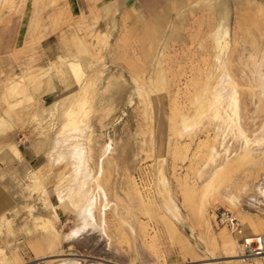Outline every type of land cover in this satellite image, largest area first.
<instances>
[{
  "label": "rangeland",
  "instance_id": "374dc122",
  "mask_svg": "<svg viewBox=\"0 0 264 264\" xmlns=\"http://www.w3.org/2000/svg\"><path fill=\"white\" fill-rule=\"evenodd\" d=\"M217 35L237 102L184 135ZM0 50V264H246L214 211L264 228V0H0Z\"/></svg>",
  "mask_w": 264,
  "mask_h": 264
},
{
  "label": "bare ground",
  "instance_id": "6f19581e",
  "mask_svg": "<svg viewBox=\"0 0 264 264\" xmlns=\"http://www.w3.org/2000/svg\"><path fill=\"white\" fill-rule=\"evenodd\" d=\"M216 49H215V51L217 50V55H216V62H215V64L214 65H211V69H210V73H208L209 74V78H211V79H217V82H218V84L215 86V84L217 83V82H215L214 83V86H211L210 85V89H209V86H207L208 85V83H204L205 85H206V89L207 90H205V94L204 95H202L201 97H200V100H198V104H197V108L198 109H196L197 110V117H199V120L197 119V121L196 122H194L193 120L194 119H191L190 121L189 120H187L186 119V122H184V127H183V129H182V131L181 132H185V133H183L184 135L186 134V132H189V131H191L196 125H199V123L202 121V119H203V117H205L206 115H207V113L208 112H212L213 111V108H215V106L217 105V104H215V102H217L216 101V99L218 100V99H220L219 97L220 96H223V100L225 99V98H228L229 100H231V102H235L233 105H235L236 104V102H237V93H239V92H236V90H235V85H233L232 84V79L230 78V75L228 74L229 72H227L228 70L226 69V61L227 60H225V56H226V54H225V50L227 49V47H228V45H227V41H226V38L224 37V38H222L221 36H219V35H217L216 37ZM263 58H264V56H263ZM252 59V58H251ZM214 60V59H213ZM254 60H257V56H255L254 55ZM263 61V60H262ZM261 64H263V63H261ZM71 67H72V70H73V75H74V77H75V79H76V81L77 82H79L80 81V79H81V77L83 76V70H82V68L80 67V65L78 64V63H76V62H71ZM257 68V67H256ZM255 69V68H254ZM259 71V73L261 74V73H264L261 69H259L258 70ZM207 72H209V71H207ZM207 73H206V75H208ZM255 74V73H254ZM258 74V73H257ZM256 74V75H257ZM215 75H217L218 77H215ZM208 77L206 78V81L209 79ZM257 79V78H256ZM263 79H264V77H263ZM262 79V80H263ZM60 80L63 82V83H65V84H67L68 83V81H67V79H66V77H65V75L63 74V73H61V71H60ZM258 80V79H257ZM214 82V81H213ZM230 83H231V85H230ZM69 84V83H68ZM263 84V83H262ZM259 85V84H258ZM205 87V86H204ZM203 87V88H204ZM213 87H215V90H213L212 91V88ZM237 87V86H236ZM214 89V88H213ZM263 89V88H262ZM211 91H212V94H209V93H211ZM202 92H204V89L202 90ZM201 92V93H202ZM261 93H263V91L261 92ZM239 95V94H238ZM263 95V94H262ZM199 99V98H198ZM238 99H239V97H238ZM149 101V100H148ZM222 102V101H221ZM229 102V101H228ZM218 103L220 104V101L218 100ZM225 103H226V99H225ZM213 104H214V106H213ZM227 104V103H226ZM231 103L229 102V105H230ZM228 105V106H229ZM232 105V104H231ZM219 106V105H218ZM223 106V105H222ZM224 107V106H223ZM232 107V106H231ZM226 108V107H225ZM224 108V109H225ZM230 108V107H229ZM238 108H239V106H238ZM237 108V109H238ZM228 109V108H227ZM226 109V110H227ZM233 109H234V106H233ZM222 110V109H221ZM231 111H232V109H231ZM237 111L238 110H236V112H235V110H234V112L233 113H237ZM220 112V111H219ZM224 112H225V110H224ZM228 112V111H227ZM218 114V113H217ZM237 114H239V113H237ZM216 115V114H215ZM219 115V114H218ZM217 115V116H218ZM225 115V114H224ZM223 115V116H224ZM229 115H231L230 113H229ZM233 115V114H232ZM214 116V115H213ZM223 116H222V118H223ZM209 117V116H208ZM220 117V116H219ZM195 118V117H194ZM221 118V117H220ZM219 118V119H220ZM227 118V117H226ZM208 119V118H207ZM209 119H211L210 117H209ZM214 119V118H213ZM237 119V118H236ZM222 120H224V119H222ZM227 120H229V118L227 119ZM231 120V119H230ZM235 120V119H234ZM79 121H81V120H79ZM77 122L76 124H74L73 126H72V128H76V127H79L80 126V123H82V122ZM208 121V120H207ZM220 121V120H219ZM218 121V122H219ZM232 121V120H231ZM238 121V120H237ZM237 121L235 122V123H237ZM194 122V123H193ZM71 123H73V121L71 120ZM202 123V122H201ZM209 123V122H208ZM215 123H217V122H215ZM221 123H223V122H221ZM219 124L220 125V127H223V126H221V125H223V124ZM229 123V122H228ZM232 123V122H231ZM203 124V123H202ZM211 123H209V125H210ZM224 124H225V122H224ZM226 124H227V122H226ZM233 124V123H232ZM231 124V125H232ZM82 125V124H81ZM219 125H217V126H219ZM216 126V127H217ZM229 126H230V123H229ZM66 127V126H65ZM197 127V126H196ZM195 127V128H196ZM233 127V126H232ZM239 127V126H238ZM218 128V127H217ZM216 128V129H217ZM227 128V127H226ZM235 128V127H234ZM219 129V128H218ZM236 129V128H235ZM239 129V128H238ZM232 130V129H231ZM264 130V129H263ZM218 131V130H217ZM224 131V130H223ZM222 131V132H223ZM192 132V131H191ZM225 132H227V131H225ZM264 132V131H263ZM217 133V132H216ZM221 133V132H220ZM182 134V133H181ZM224 134V133H223ZM235 134H237V133H235ZM234 134V135H235ZM189 135V134H188ZM228 135H229V133H228ZM240 135V134H239ZM222 137V136H221ZM220 137V138H221ZM225 137V136H224ZM243 137H244V135H243ZM247 137V136H246ZM245 138V137H244ZM247 139H248V137H247ZM224 140V139H223ZM246 140V139H245ZM225 142V141H224ZM251 143V141H249V144ZM83 144V143H82ZM246 144V143H245ZM249 144H248V146H249ZM79 145H81V144H79ZM251 145V144H250ZM76 146H78L77 144H76ZM164 147V146H163ZM83 150V149H82ZM227 151V150H226ZM225 151V152H226ZM215 157V156H214ZM211 158H213V157H211ZM214 159V158H213ZM213 159H212V161H213ZM214 162V161H213ZM96 179H98V177L96 178ZM84 184H85V182H83L82 183V186H84ZM99 188V187H98ZM98 190V189H97ZM101 190V189H100ZM96 193L97 192H95L94 194L96 195ZM94 196V195H93ZM227 198H228V200H230V201H232V202H235L234 200L236 199L235 198V196H227ZM81 199V197H80V194L78 195V197H76V200H80ZM81 200H84L85 202L86 201H90V207H89V205H88V208H90L91 209V211H92V206H93V204H94V199H93V197L92 196H85L83 199H81ZM87 203V202H86ZM89 203V202H88ZM78 206L77 207H82L83 206V202L81 203V204H78V202L76 203ZM75 207H76V205H75ZM87 207V206H86ZM86 207H84L85 208V211H86ZM83 208V207H82ZM81 211V213L82 212H84V214H86V212L84 211V210H80ZM233 212V211H232ZM234 213V212H233ZM89 214V213H88ZM235 214V213H234ZM85 216V215H84ZM235 216H237L236 214H235ZM239 219V218H238ZM240 220V219H239ZM251 220L250 219H248V218H246V222H247V224H248V226L249 227H251V229H252V234H259V233H264V228H262V227H257L255 224H253V223H251L250 222ZM46 223V222H45ZM242 223V222H241ZM243 225V224H242ZM226 227V226H225ZM230 231V230H229ZM231 232V231H230ZM232 233V232H231ZM227 234H225V237L228 239V237L226 236ZM240 240L238 239V238H236V239H230V242L228 243V246L230 247V249L232 250V251H230V252H233L234 253V257L235 258H238V255H239V253H240V251H241V244H240V242H239ZM237 249V250H236ZM246 264H264V261L263 260H261V259H259L258 257H252L250 260H248V261H246L245 262ZM70 264V263H69Z\"/></svg>",
  "mask_w": 264,
  "mask_h": 264
},
{
  "label": "built area",
  "instance_id": "2783aa9c",
  "mask_svg": "<svg viewBox=\"0 0 264 264\" xmlns=\"http://www.w3.org/2000/svg\"><path fill=\"white\" fill-rule=\"evenodd\" d=\"M216 222L224 224L232 233L239 237L241 251L238 260L245 263L252 257H258L264 261V233L252 234L245 232L241 221L235 214L226 208L218 207L214 211Z\"/></svg>",
  "mask_w": 264,
  "mask_h": 264
},
{
  "label": "crops",
  "instance_id": "0c3cea01",
  "mask_svg": "<svg viewBox=\"0 0 264 264\" xmlns=\"http://www.w3.org/2000/svg\"><path fill=\"white\" fill-rule=\"evenodd\" d=\"M9 54L0 50V68L7 70L10 66ZM9 200L8 190L5 189L3 181L0 179V215L7 210V201Z\"/></svg>",
  "mask_w": 264,
  "mask_h": 264
}]
</instances>
